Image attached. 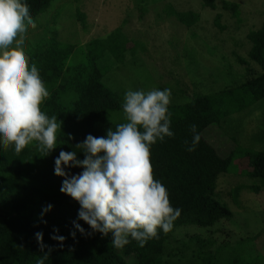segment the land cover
I'll return each mask as SVG.
<instances>
[{
	"label": "trees",
	"instance_id": "1",
	"mask_svg": "<svg viewBox=\"0 0 264 264\" xmlns=\"http://www.w3.org/2000/svg\"><path fill=\"white\" fill-rule=\"evenodd\" d=\"M54 1L27 0L33 24L51 14ZM224 3L240 20L238 5ZM205 4L216 8L214 0H205ZM75 8L78 20H82L85 14L77 5ZM169 14L187 24L198 19L197 15L173 8ZM50 31L49 35H41L27 44L24 52L29 64L38 68L49 93L41 110L49 117L55 115L57 123H61L57 130L58 145L47 156H40L34 143L19 154H15L11 146L6 150L0 146V205L5 207L0 206L3 218L0 264H37V261L42 264H163L169 231L164 233L158 228L157 236L142 247L129 237L128 244L114 248L110 243L111 233L94 232L78 219L79 203L60 191L64 177L53 171L54 159L60 150L75 151L77 158L83 159L84 153L75 145L86 135L106 136L107 129L115 130L116 124L125 122L121 107L124 91L109 86L105 77L128 57L136 55L139 42L132 44L122 25L85 42H66L60 38L57 28ZM247 39L251 43L248 57L260 70L249 69L246 80L235 87L169 103L170 129L174 135L150 146L153 177L166 188L171 206L180 210L171 229L185 226L207 229L232 217L227 203L221 202L217 195V184L221 174L234 169L239 152L248 158L250 168L245 174L253 184L247 187L256 193L264 188V148L245 150L232 137L236 148L222 155L204 136L206 129L221 128L225 117L243 109L246 97L252 104L264 98V19L257 29L248 32ZM235 54L239 63H246L247 60ZM192 124L196 125L200 140L189 152L185 150V142L191 143L189 126ZM65 171L73 175L82 168L66 167ZM239 188L233 191L234 199ZM48 204L52 209L41 216ZM74 222L84 228V233L74 227ZM54 229L58 230L56 234L65 237L63 242L50 238ZM38 231L43 233V250L35 239ZM72 232H75L74 237Z\"/></svg>",
	"mask_w": 264,
	"mask_h": 264
},
{
	"label": "rangeland",
	"instance_id": "2",
	"mask_svg": "<svg viewBox=\"0 0 264 264\" xmlns=\"http://www.w3.org/2000/svg\"><path fill=\"white\" fill-rule=\"evenodd\" d=\"M74 1L55 0L51 14L28 28L25 46L54 28L66 42H85L122 25L130 42H139V51L107 73L105 80L114 89L168 88L170 103L184 102L197 94L235 87L246 80L249 69L260 70L248 57L247 34L264 19V0H214L216 8L205 0ZM224 1L238 5L240 20ZM76 5L85 14L82 20L77 18ZM172 8L198 19L182 23L169 14ZM235 53L246 63H239ZM243 101L245 107L225 117L221 128L204 131L222 155L236 148L232 137L245 150L264 148V98L253 104L247 97ZM234 163V169L221 174L217 184V195L227 203L232 217L207 229H171L163 264L264 263V188L256 193L247 187L253 183L245 174L250 168L246 154L239 152Z\"/></svg>",
	"mask_w": 264,
	"mask_h": 264
},
{
	"label": "clouds",
	"instance_id": "3",
	"mask_svg": "<svg viewBox=\"0 0 264 264\" xmlns=\"http://www.w3.org/2000/svg\"><path fill=\"white\" fill-rule=\"evenodd\" d=\"M32 26L27 0H0V146L4 150L11 146L19 154L34 143L40 156H47L58 145L61 123L41 110L49 93L38 68L29 64L24 52L27 30ZM170 95L168 88L126 90L121 105L125 122L116 124L115 130L107 129L106 136L86 135L75 145L84 153L83 159L75 151L64 150L54 159V174L64 177L60 191L80 205L78 219L94 232L111 233L114 248L128 244L129 237L142 247L157 236L158 228L170 231L179 215L166 188L153 177L149 151L157 141L174 135L168 111ZM189 128L192 139L190 144L185 142V150L191 152L200 134L195 124ZM77 166L82 168L78 174L65 171ZM52 207L46 205L41 216ZM74 227L85 231L79 223L74 222ZM56 232L54 229L50 238L63 242L65 237ZM34 235L43 250V233Z\"/></svg>",
	"mask_w": 264,
	"mask_h": 264
}]
</instances>
